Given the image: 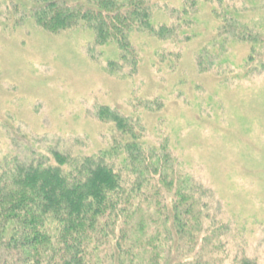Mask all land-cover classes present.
Masks as SVG:
<instances>
[{
    "label": "rangeland",
    "instance_id": "rangeland-1",
    "mask_svg": "<svg viewBox=\"0 0 264 264\" xmlns=\"http://www.w3.org/2000/svg\"><path fill=\"white\" fill-rule=\"evenodd\" d=\"M145 1L154 32H131L120 61L83 25L49 33L30 0H0V174L112 147L107 107L137 123L149 163L162 149L207 192L225 264H264V0Z\"/></svg>",
    "mask_w": 264,
    "mask_h": 264
},
{
    "label": "trees",
    "instance_id": "trees-1",
    "mask_svg": "<svg viewBox=\"0 0 264 264\" xmlns=\"http://www.w3.org/2000/svg\"><path fill=\"white\" fill-rule=\"evenodd\" d=\"M72 1L30 0L24 15L49 33L83 25L120 61H134L131 32H154L145 0ZM97 119L116 131L112 147L52 152L0 174V264H225L223 228L202 186L162 149L149 163L132 118L101 107Z\"/></svg>",
    "mask_w": 264,
    "mask_h": 264
}]
</instances>
